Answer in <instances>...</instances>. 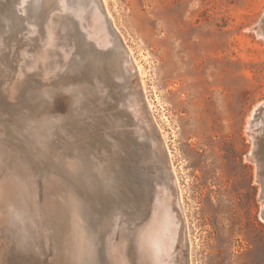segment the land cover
<instances>
[{"label":"rangeland","instance_id":"rangeland-1","mask_svg":"<svg viewBox=\"0 0 264 264\" xmlns=\"http://www.w3.org/2000/svg\"><path fill=\"white\" fill-rule=\"evenodd\" d=\"M67 2L72 7L61 11L57 0H0V185L7 179L23 186L21 204L13 212L18 217L12 214L7 229L0 230L3 264H55L58 237L51 234L58 235L61 200L70 190L75 214L87 218L79 224L86 258L81 264H112L106 239L128 240L142 228L150 216L148 199L161 188L167 171L166 150L176 175L171 193L183 263L264 264L260 168L246 158L254 145L245 129L253 107L264 100V39L255 32L256 24L264 22V0ZM90 4L99 8L110 32L114 26L140 66L133 71L136 89L162 158L137 136L125 109L130 86L115 80L112 65V51L122 48L97 47L77 24L73 14L80 9L74 7ZM53 16L64 23L70 80L54 87L41 84L35 66L20 96L11 99L7 85L15 60L24 54L33 59V29L43 30ZM123 52L122 60L131 62ZM250 127L256 156L264 164V118Z\"/></svg>","mask_w":264,"mask_h":264},{"label":"bare ground","instance_id":"bare-ground-1","mask_svg":"<svg viewBox=\"0 0 264 264\" xmlns=\"http://www.w3.org/2000/svg\"><path fill=\"white\" fill-rule=\"evenodd\" d=\"M67 1L68 0H57V5H56L57 8L60 9L61 11L62 10H65L67 7H70L71 8L72 5H69V3ZM101 5L102 4H100V6ZM103 8H104V6H103ZM74 9L76 11H78L80 9V13H74L73 15L76 16V20L78 22L77 24L79 25L80 30L82 31L83 35L86 36V37H88V38H90L91 40H93L92 43L94 45H96L97 47H102V46H104V47H107V46L108 47H112L113 46L112 47L113 50L116 47H118V45H119L118 48H120V47L122 48V51H120V53L119 52L118 53H114V51H112V50H110V51H112V63H113L112 65L115 68V72H114V77L116 76L115 77V80L117 79L120 82H124V83L126 82L130 86V87L128 86L130 88V90L128 91L127 96L125 97L126 98L125 99L126 100L125 109L128 112V115L130 116L133 125L137 128L135 130L136 134L138 133L137 136L140 139L141 138L142 139H145L146 143L149 145L150 151H152L151 153H154V155L156 157H160V158L164 157L163 152L161 151V149L159 148V146L156 144V141L154 140V137H153V134H152L151 124L148 123V117H147V115L145 113V108H144L143 104L141 103L140 97H139V95L137 93V89H136V84H135V79H134V73H133V71L135 70V71L138 72L140 70V66L138 65V62H136L135 57L131 53V50L129 49V47H125V44H122V40H121L122 38L120 37V34L118 33V31L115 30V28H114L113 25H112V29H111V32L112 33L110 32V30H109V28L107 26V22H106V20H105V18L103 16V14L100 12L99 8L96 7V5H93V4L91 5L90 4V6H88L86 9H83L81 7H79V8L78 7H74ZM63 24L64 23L61 21V19L59 17H54L53 16V17L47 18V20L45 21V24H43L44 25L43 26V30L39 31L40 29L39 30L38 29L35 30V28L33 29L34 30L33 32L35 34L33 36L34 48H35L34 49L35 51L32 54L33 55V59H29V58L26 59L25 56H24L25 54H24L23 56H19L18 57V61L15 60V67H14L13 79L7 85V92H8V95H9V97L11 99H15V98H17V97L20 96V93L22 91V88L25 86L24 83L27 82V80H28V78L30 76V69L34 68L35 66H36V68H38V70L35 73H37V74H39L41 76V80L38 79V80H40V83L41 84H44V85L53 84V87H54L56 85L59 86V84L62 81H64V80H67V81L70 80V78L67 77V74L70 73V71H71V69L73 67L71 65V62H69V57H68L69 56V50L66 47L67 45L62 40ZM26 25H28V24H26ZM261 27H262V30L264 32V22H263V25ZM110 44H111V46H109ZM25 48H26V46H25ZM29 49H31V48H29ZM80 49H82V48H80ZM108 50H109V48H108ZM123 51H126L127 56H129L131 62H129V63H125L124 62V60L126 58V54ZM109 54H111V53H109ZM123 57H124V60H122ZM62 75H64V76H62ZM154 98H157V96H154ZM139 102H140L141 105L139 104ZM261 102L264 103V100L261 101ZM261 102H259L258 104H256L253 107V109H256V107ZM149 104H150V102H149ZM252 115H254L253 112H251L250 117L247 119V122L246 123H247L248 126L245 127V129L249 133V136L251 137V139L253 140V145H254V142H256L257 139H256V136L254 135L253 131L250 129L251 128L250 126H251V124L254 121ZM259 119L261 120L263 118H258L257 120H259ZM107 135H108V133H107ZM252 151H254L253 147H252L251 151L249 152V154L247 155L246 158H248L249 160L254 161L256 163V165L257 164L261 165L260 164L261 162L258 161V159H256V157H254L255 155L252 153ZM165 153H166L165 159L167 160V164L165 165V167H166V170L167 171L161 177V180H160L161 181V188H159V190H155V192L153 190V192H152L153 194H151V192H150L151 198L148 199V202L151 204V206H150L151 207L150 216L148 217V219H145V222H143V220H142V222L144 223V225H142L140 223L141 224L140 227H142V228H140V230H137L136 229V231L132 235H129L128 236V240L122 239V240H119V241L117 240L118 241L117 243H114L113 241H112L113 242L112 243L109 236L106 239V243L105 244H107L108 239H109V243L111 245L110 246L111 254H109V257L111 256L112 264H184L183 263V260H181L180 253H179L180 245L182 243V240H181L182 239L181 238V232L182 231H181L180 223H179L178 218L176 216V208L177 207H175V204L173 203V198H172V193H171V186H172L171 185V180L173 178L175 180V184H176V175H175V171H174L173 166H172L171 161H170L171 153L168 152L167 150H166ZM101 156L103 157L104 155H101ZM96 157H99V156L96 155ZM94 158L95 157H93V159ZM108 159H110V158H108ZM113 159L114 158H112V160ZM99 161H101V160H99ZM69 163H70V161H69ZM65 164H67V163L65 162ZM105 164H107V163H105ZM88 165H90V164H88ZM101 165H102V163H101ZM97 167H98V165H97ZM102 168H103V166H102ZM105 169H107V167ZM66 171H68V170H66ZM52 172H53V174L55 173L54 170ZM69 172H71V171H69ZM7 174H8V172H7ZM57 174H58V172H57ZM95 174H96V172H95ZM54 176H57V175H54ZM54 176L52 178H56ZM58 176L63 177L62 174L61 175L58 174ZM98 177H99V175H98ZM256 177H257L258 181L260 182V176H259V174ZM17 181H18V179H17ZM49 182L52 183V181H49ZM65 183L66 182H64L63 185ZM260 184H261V182H260ZM22 187H19V185H18V187L15 186L14 183L10 182V180L8 181L7 179H6V181H4L0 185V230H3L1 232H4V229H7V227L9 226V221L12 220V219H10L11 216H12V214H13V216H16V215H14L13 212L15 210H17V207L19 205V202L23 198V188ZM41 187L44 188L45 186H41ZM52 188H54V186ZM64 189H65V185H64ZM32 190H34V189H32ZM49 190H50V188H49ZM260 191H261V189L259 190V193H258V199H259ZM72 192L73 191L70 190L66 194H64V196L62 197L61 205H60V214H59L60 215L59 216L60 221H59V226H58L59 227L58 235H57V232H52L53 234H51L52 237L53 236L56 237V241H57V237H58V248H54L53 250L51 248L52 251H54L55 249H58V251L56 250L58 253L56 252L57 257H56V260H55V264H81L83 262V260L86 259L85 256L83 255V252H81V250H80L81 249V246H82V243H83V234L81 233L82 230H80V225L79 224H81L87 218L79 217L78 215L75 214L76 213V210H77V206L75 205L76 204V199L73 196ZM35 193H36V191H35ZM46 193H47V191H46ZM49 193L50 192L48 191V194ZM58 193L61 194L60 191ZM54 194H56V193H54ZM33 198H35V196H33ZM46 198H47V196H46ZM30 200H31V197H30ZM32 200H34V199H32ZM44 200H46V199H44ZM39 201H40V199H39ZM46 201L43 204H45ZM31 203L29 202L30 205H31ZM37 203L40 204V202H37ZM56 203H54V205ZM59 203H60V201H59ZM263 203L261 202V205L260 206H262ZM20 204H21V202H20ZM34 204H35V202H34ZM58 207L59 206H56V208H58ZM34 208H35V206H34ZM40 208H42V207L40 206ZM51 208L53 209L54 207L51 206L50 209ZM56 208H54V209H56ZM47 209L49 211V207ZM85 209H86V207H85ZM44 210H45V208L43 209V211ZM27 211H28V209H27ZM40 211L43 212L42 210H40ZM28 213H29V211H28ZM46 213H47V211H46ZM29 214H31V213H29ZM41 215H42V213H41ZM50 215L53 216V213L50 214ZM17 217H18V215L16 216V218ZM37 217H40V215L37 216ZM259 217L264 222V218L262 217V214H261V208H260ZM47 218H48V216H47ZM51 218H53V217H51ZM51 218H49L48 220H50ZM133 218L134 219H137L135 217H133ZM27 220H28V217H27ZM48 220L45 219V220H43V222L44 221H48ZM102 220H103V217H102ZM119 220L120 219H118V221ZM131 222H133V221H131ZM93 223H95V222H93ZM11 224H13V223H11ZM25 224L26 223H24V225ZM39 224L42 225V223H39ZM46 224L47 223H45L44 225H46ZM108 225H109V221L105 222L104 227H108ZM116 225H117V223H116ZM49 226H51V225H49ZM127 226H130V225H127ZM101 227H103V221L101 223ZM125 227L126 226H124V228ZM13 228H15V226H13ZM43 230H44V228H43ZM50 233L48 232V234H50ZM120 234H118V239L120 237L119 236ZM2 235H3V233H2ZM111 236H113V235L111 234ZM114 236L116 237V234H114ZM44 237H45V235H44ZM19 239H21V238H19ZM34 241H35V239H34ZM50 241H51V239H50ZM56 241H53L52 245L55 244L54 242H56ZM42 242H43V240H42ZM49 242H47V243H49ZM175 243H176V246H175ZM18 244H19V241H18ZM37 244H39V243H37ZM52 245H50V246H52ZM54 246H57V244H55ZM23 248H21V249H23ZM30 248H32V247H30ZM173 248H174V251H173ZM11 251L13 252V250H11ZM37 252L39 253V250H37ZM47 252H46V254H48ZM2 253L3 252H1V249H0V255H2ZM39 254H41V252ZM46 254H44V255H46ZM50 254L48 256H50ZM52 254H53V252H52ZM12 255H14V254H12ZM21 255H23V254H21ZM37 257H40V256H37ZM42 257L39 260L44 259ZM50 257H47V259L48 260L49 259L51 260ZM22 258H23V256H22ZM9 260L11 261V259H9ZM9 260H7V262ZM37 261H38V259H37ZM4 262H5V260H4ZM39 262H41V261H39ZM35 263L38 264V262H35ZM44 263H45V261H44ZM0 264H3V261L1 259H0ZM9 264H10V262H9ZM39 264H42V263H39ZM46 264H47V262H46Z\"/></svg>","mask_w":264,"mask_h":264},{"label":"water","instance_id":"water-1","mask_svg":"<svg viewBox=\"0 0 264 264\" xmlns=\"http://www.w3.org/2000/svg\"><path fill=\"white\" fill-rule=\"evenodd\" d=\"M255 32H256V34L258 36H260V37H262L264 39V32H263L262 27H261V20L256 24V26H255ZM252 112L254 114V115H252L253 116V120H257L258 118H264V103L261 102L256 107V109H252ZM256 146H257V143L254 142L253 149ZM262 148H263V146H262ZM262 150L264 151V148ZM252 153L255 155L254 157H256V159H258L257 156H256L255 150L252 151ZM260 164L261 165L257 164V167L260 168V174H259V176H260V182H261V191H260L259 199L263 203L264 202V164H263V162H261ZM261 214H262V217L264 218V203L261 206Z\"/></svg>","mask_w":264,"mask_h":264}]
</instances>
